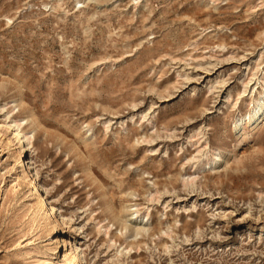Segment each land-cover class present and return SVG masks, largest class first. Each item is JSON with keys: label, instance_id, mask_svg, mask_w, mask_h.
Wrapping results in <instances>:
<instances>
[{"label": "rangeland", "instance_id": "obj_1", "mask_svg": "<svg viewBox=\"0 0 264 264\" xmlns=\"http://www.w3.org/2000/svg\"><path fill=\"white\" fill-rule=\"evenodd\" d=\"M263 77L264 0H0V264L53 259L20 119L86 264H264Z\"/></svg>", "mask_w": 264, "mask_h": 264}, {"label": "bare ground", "instance_id": "obj_2", "mask_svg": "<svg viewBox=\"0 0 264 264\" xmlns=\"http://www.w3.org/2000/svg\"><path fill=\"white\" fill-rule=\"evenodd\" d=\"M263 83H264V77H263ZM259 95L261 96V98H257V99L255 98L254 100L252 99L253 100L252 103L254 104L253 107L260 106L258 113L253 116L250 115L248 119H246L245 117L238 118L236 125H235L236 130H238L241 125L247 124L246 123L247 121H249L250 123H253L252 126L255 124L254 128L256 127L258 128V126L262 122H264L263 121L264 99L262 98L264 96V86H262V92H260ZM26 121L25 119L24 120L23 119L22 120L21 119L12 120L9 124L7 123V126L5 127H7V131L9 130V132L11 128L14 127L12 132H10L11 140H12L11 143L15 141L19 145V151L17 148H15V151H16L15 157L22 167V177L29 189L28 195L30 196V198L33 199L32 204L35 207L36 213L41 216V219L44 220L45 223H47L49 227L48 229L49 234H50L49 246H50L51 255L53 256L52 261L49 263L50 264H61L63 263V261H65L66 264H86L85 257L83 256L82 247L79 245V243L74 237L75 226L71 225L70 219H68L67 217H65V215H62L60 213L61 210H59L57 206H55L53 203L55 200L54 199L51 200L49 198L48 189H46L43 186L42 182L39 179V173L35 167V162H34L33 157L32 156L28 157L27 151L29 152V146L30 147L32 146V141L29 137V132L24 131L23 129ZM25 140L29 142L28 145L26 144ZM222 159H223L222 157L214 156L212 161L207 159L206 162H203L199 166V168H201L205 164L210 163V161L214 162L215 164L217 162L222 161ZM111 208H114V207H111ZM127 213H130L128 215L130 216V218L131 217L132 218L131 219L128 218L129 220L123 221L124 215ZM136 214H137L136 211H131L127 206L122 207L117 212L116 211L114 212V218L118 219L119 221H123L122 222L123 227L120 230L121 232L123 229L127 230L128 223L133 221V218H135ZM113 226L115 225H112V227ZM110 228L111 226L107 227V230H106L107 234L111 230ZM139 234L140 232H138V235Z\"/></svg>", "mask_w": 264, "mask_h": 264}]
</instances>
